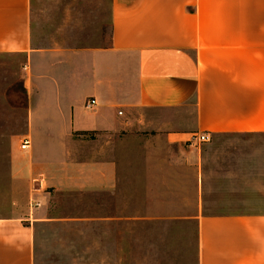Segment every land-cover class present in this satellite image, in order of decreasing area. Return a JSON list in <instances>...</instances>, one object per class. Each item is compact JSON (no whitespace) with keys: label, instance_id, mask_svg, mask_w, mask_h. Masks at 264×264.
<instances>
[{"label":"crops","instance_id":"obj_1","mask_svg":"<svg viewBox=\"0 0 264 264\" xmlns=\"http://www.w3.org/2000/svg\"><path fill=\"white\" fill-rule=\"evenodd\" d=\"M3 57L0 264H264V0H0Z\"/></svg>","mask_w":264,"mask_h":264},{"label":"rangeland","instance_id":"obj_2","mask_svg":"<svg viewBox=\"0 0 264 264\" xmlns=\"http://www.w3.org/2000/svg\"><path fill=\"white\" fill-rule=\"evenodd\" d=\"M15 65V59L14 58H0V67L3 66V68H7L8 76H11L12 71L14 70ZM13 76V73H12ZM12 99H16L19 103V92L16 90H12ZM18 96V97H17ZM17 116L15 115H8L7 121L0 122V128L7 131V133H0V168L3 170V168L7 167V150L10 146V142L12 140L20 141V136L24 135V133H10L13 132L16 128H20V122L15 121L14 119ZM262 184H259L257 181V184L252 187H248V193H247V200L235 203L238 206L245 207L246 211H261L264 212V178L261 180ZM3 204H1L2 206ZM4 211L0 209V213H3ZM165 225V224H164ZM163 225V226H164ZM180 226L181 233H178L177 235H169L173 240L177 239V243L181 244L184 249V258L188 261V264H193L191 262L193 257V242L194 237L193 234L190 233L191 231V225L187 224L186 222H180L177 224ZM136 240L138 239H145L149 240L151 242H155L159 239V235L155 233H149L146 235H135ZM162 238V235H161ZM168 264H175L174 262L168 263Z\"/></svg>","mask_w":264,"mask_h":264},{"label":"built area","instance_id":"obj_3","mask_svg":"<svg viewBox=\"0 0 264 264\" xmlns=\"http://www.w3.org/2000/svg\"><path fill=\"white\" fill-rule=\"evenodd\" d=\"M94 100L91 99L88 101L85 105L86 108H91L94 105ZM209 141V137L207 134H194L191 136L189 143L194 144L195 146H200L201 144H204ZM29 144L28 139H24L21 144V149H24Z\"/></svg>","mask_w":264,"mask_h":264}]
</instances>
